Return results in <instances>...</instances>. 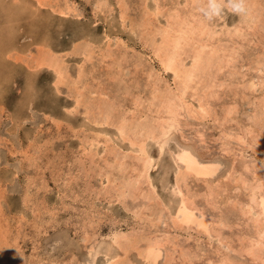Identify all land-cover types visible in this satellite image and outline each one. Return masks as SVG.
Segmentation results:
<instances>
[{
    "label": "rangeland",
    "instance_id": "1",
    "mask_svg": "<svg viewBox=\"0 0 264 264\" xmlns=\"http://www.w3.org/2000/svg\"><path fill=\"white\" fill-rule=\"evenodd\" d=\"M201 1L42 0L39 4L38 0H0V264H108L112 260L146 264L138 251L154 241L160 242L156 264L260 262L243 253L239 241L253 235L252 224L242 213L250 204L251 187L264 181V145L260 144L264 141V0H257V14L247 10L246 15H237L224 9L221 17L210 22L198 11ZM175 13L206 23L211 34L204 37L203 52L215 48L219 59L223 57L222 68H210L208 74L194 79L196 85L191 83L195 90H188L184 100L192 115L182 108L174 129L143 141L153 164L145 175L148 179L139 178L130 192V180L140 174L133 172L140 170L135 158L140 153L131 143L137 141L123 139L116 125L122 120L137 131L143 128L139 120H145L142 124L150 123L158 136L153 121L166 115L155 112L151 93L158 87L161 91L176 87L172 73L163 70L153 55L160 39L153 33L165 28ZM85 43L92 50L90 60L81 54ZM45 51L63 60L67 79L59 88L53 85V71L30 67ZM76 83L82 97L79 104L75 93L68 96ZM194 92L202 98L207 114L198 111ZM101 98L112 105L111 113L115 109L116 116L110 114L112 120L106 123L109 126L90 122L94 114L100 117L96 109ZM87 106L94 111H86ZM255 136L262 141H255ZM181 151L201 164H214L216 170L209 178L186 175L187 180L178 184L183 191L178 188L177 193L176 179L184 174L176 157ZM208 186H214L216 201L205 197ZM124 187V195H119ZM184 192L192 200V214L200 217L201 212L212 232L208 229L205 234L195 224H174ZM115 233L128 236L135 247L122 252L112 242ZM259 252L263 258L264 245Z\"/></svg>",
    "mask_w": 264,
    "mask_h": 264
},
{
    "label": "bare ground",
    "instance_id": "2",
    "mask_svg": "<svg viewBox=\"0 0 264 264\" xmlns=\"http://www.w3.org/2000/svg\"><path fill=\"white\" fill-rule=\"evenodd\" d=\"M42 1V0H40ZM40 1L38 0V3L40 4ZM97 1V0H96ZM194 1V0H193ZM99 2V1H98ZM146 3V2H145ZM202 3V1H201ZM100 4V3H99ZM105 4V3H104ZM258 4V1L257 0H247V8H248V12L249 13H256L255 12V6H257ZM45 5V4H44ZM158 5V4H157ZM67 6V5H66ZM155 6V5H154ZM153 6V7H154ZM188 6V5H187ZM191 6V5H190ZM41 7V6H40ZM158 8V7H157ZM172 8V7H171ZM184 8V7H183ZM161 9V8H160ZM159 9V10H160ZM173 9V8H172ZM174 10V9H173ZM193 10V9H192ZM126 11V10H125ZM180 11V10H179ZM122 12V11H121ZM163 12V11H162ZM60 13V12H59ZM64 13V12H63ZM172 13V12H171ZM248 13V14H249ZM65 14V13H64ZM111 14V13H110ZM123 15V13H122ZM169 15V14H168ZM179 15V14H178ZM177 13L173 14V15H170V20L168 22V24L166 25V27L163 29H159V30H155L157 31L156 33H153L155 34V37L156 36H159L160 39H159V42L158 44H155V47H153V51H154V54L155 55V58L158 59L161 67L163 70L165 71H170L174 77V83H175V91H171L170 89L169 90H164V91H161L159 90L158 88H155V90L153 91V93H151V99L150 101L152 100L153 101V108L156 110L155 112L156 113H163L164 114V117L166 115L165 118H162V115L159 116L157 118V121H153V124L155 125V128H157L158 130V136H157V133L155 132L154 133V129L153 127L154 126H148V125H151L150 123H147V125H144V123L142 124V121L143 120H139L140 122V125L143 126V128L139 129V130H131V129H128L127 127V124L128 122H124L122 120H120L118 122V124L115 122L116 127H117V130H118V134L123 138V139H128L129 140H136L137 142H131L132 144H134L137 148H138V153H140L138 156L139 157H135L138 159L137 163L140 162V170H136V168L134 169V174H136L137 171H139V175H136V179L134 178V180H127L130 184V187L129 189L130 192H132L134 190V182H137L138 179L140 178H144L147 171H149V167L152 166L151 163H152V160L146 155L145 153V148H143L144 146V143L147 141L148 138H158L160 136H163L165 135L170 129H174L175 127V124H177L176 122V118L177 116L179 115V111L183 108L185 109V111H187V113L190 115L191 113L193 114V110L192 108H190L186 103V101L184 100V96L186 94V92L189 90H192L193 89L195 90V88L193 86H191V83L195 84L194 83V79L196 80L197 77H199L198 75H203V74H206L207 71L211 68H222L220 65L221 62H219V60L221 61L223 57H221L219 59V56L217 55V52L215 50V48H213L214 50L211 52H209L208 54H204L205 52H203L204 48L206 47V42H204V37L205 36H209L210 37V34H211V31H209L205 24L201 19H199V17H191V21L187 20L186 17H184L186 20H184V18H180V16H178ZM194 15V14H193ZM65 16V15H64ZM152 16V15H151ZM184 16V15H183ZM185 16H189V15H185ZM197 16V15H196ZM159 18V17H158ZM163 18V17H162ZM224 18V17H223ZM143 19V18H142ZM141 19V20H142ZM245 19V18H244ZM140 20V21H141ZM146 20V19H145ZM154 20V19H153ZM218 20V19H217ZM242 20V19H241ZM258 20V19H257ZM144 21V20H143ZM142 21V23H143ZM124 22V21H123ZM139 22V21H138ZM147 22H148V19H147ZM134 23V22H133ZM150 24V22H148ZM256 23V22H255ZM148 24V25H149ZM152 24H154L152 22ZM234 24V23H233ZM143 25V24H142ZM235 25H236V21H235ZM20 26V25H19ZM140 26V25H139ZM150 26V25H149ZM219 26V25H218ZM248 26V25H247ZM142 27V26H141ZM242 27V26H241ZM249 27V26H248ZM144 28V27H143ZM224 28V27H223ZM156 29V28H155ZM254 29V28H253ZM258 29V28H257ZM137 30V29H136ZM149 30V29H148ZM147 30V31H148ZM228 30V29H227ZM150 31V30H149ZM154 31V32H155ZM231 31V30H230ZM235 31V29L233 30V32ZM237 31H241L240 28H238ZM236 31V32H237ZM257 32V31H256ZM243 33V32H242ZM140 34V33H138ZM143 35V33H141ZM145 34V33H144ZM152 32H150L149 35H151ZM229 34V33H228ZM146 35V34H145ZM144 35V36H145ZM213 35V34H212ZM235 35V34H234ZM244 35V34H243ZM221 36V35H220ZM142 37V36H141ZM140 37V38H141ZM154 36L151 37V42L153 41L154 42ZM248 37V36H247ZM153 38V39H152ZM211 39V38H210ZM213 39V38H212ZM223 39V38H222ZM243 39V38H242ZM106 40V39H105ZM207 40V39H206ZM208 41V40H207ZM216 41V40H215ZM150 44L153 46V42ZM263 42V41H262ZM228 43V42H227ZM43 44V43H42ZM80 44V43H79ZM87 43H85V46H86ZM89 44V43H88ZM146 44V43H144ZM149 44V43H148ZM221 45V43H218V45ZM76 45L78 46V44L76 43ZM74 46V51L76 52L77 51V46ZM81 45V44H80ZM121 45V44H120ZM225 45V44H224ZM228 45V44H227ZM146 46V45H145ZM150 46V45H149ZM210 46V45H209ZM212 46V45H211ZM222 46V45H221ZM213 47V46H212ZM216 47V46H215ZM89 48V47H88ZM86 47H83L82 46V50H81V54H83L84 56H86V58L88 57L89 60L91 58L90 56V52L92 50H89ZM91 48V47H90ZM117 48V47H116ZM121 48V47H120ZM126 48V47H125ZM72 49V48H71ZM122 49V48H121ZM155 49V50H154ZM209 49V48H208ZM219 49V48H217ZM222 49V48H221ZM73 50V49H72ZM71 50V51H72ZM79 50V49H78ZM210 50V49H209ZM224 50V49H223ZM220 51V49H219ZM208 52V51H207ZM222 52V50H221ZM220 52V53H221ZM153 53V52H152ZM190 53V54H189ZM223 53V52H222ZM221 53V54H222ZM73 54V52H72ZM124 54V53H123ZM220 54V55H221ZM224 54V53H223ZM234 54V53H233ZM14 55V53H13ZM66 55V54H65ZM14 56H18V54H15ZM60 56V55H59ZM90 56V57H89ZM94 56V55H93ZM106 55H104L105 57ZM187 56L190 57L191 59V65L189 67L185 66V60L188 58ZM236 56V55H234ZM65 57V56H64ZM63 57V58H64ZM20 58V57H18ZM61 58V57H60ZM84 58V57H83ZM97 58V57H96ZM106 58V57H105ZM35 59V58H34ZM88 60V61H89ZM106 60V59H105ZM33 61V60H32ZM31 61V62H32ZM63 60H60L58 58V56L54 53H52L51 51H45L43 53H41L38 58L36 60H34L33 62V66H30L31 65V62L27 63V66L28 64H30L29 66L30 67H33V68H47V69H50L51 71L54 72L55 74V87L58 86L59 88V84L61 85L62 81L66 80L64 79L63 75H66V74H63V69H62V62ZM81 63V62H80ZM137 65V63H136ZM223 65V64H222ZM230 65V64H229ZM65 66V65H64ZM226 66V64L224 65ZM228 66V65H227ZM108 67V66H107ZM258 67V66H257ZM83 68V66L81 67ZM80 68V70H82ZM225 68V67H224ZM231 69V68H230ZM264 69V68H263ZM121 70V69H120ZM66 71V70H65ZM210 71V70H209ZM220 71V69H219ZM79 72V76L81 75L80 71ZM83 72V71H82ZM209 73V72H208ZM207 73V74H208ZM114 74V73H113ZM238 74V73H237ZM122 77V76H121ZM229 77V76H228ZM231 77V76H230ZM71 78V77H70ZM83 78V77H82ZM121 79V78H120ZM231 79V78H230ZM211 80V79H210ZM252 80V79H251ZM78 81V80H77ZM200 81V80H199ZM71 82L72 79H71ZM159 82V81H158ZM206 82V81H204ZM79 83V82H78ZM197 83V82H196ZM201 83V82H200ZM221 83V82H220ZM250 84H252L251 82H249ZM63 84V83H62ZM77 84V83H76ZM199 84V82L197 83V85ZM205 84V83H204ZM203 84V85H204ZM66 85V84H65ZM70 85V84H69ZM75 85V83H74ZM196 85V84H195ZM207 85V84H206ZM217 85H220V84H217ZM224 85V84H223ZM68 86V85H67ZM71 86H73V84H71ZM69 87L68 89L72 88V87ZM78 84L76 86H73L72 90L68 93H70L68 96H72L73 94H71L72 92L75 93V95H73V97L75 98L74 100L76 101L77 104L80 103V100L82 97H80L81 93L79 92L78 88H77ZM199 86V85H198ZM205 86V85H204ZM208 86V85H207ZM206 86V87H207ZM91 87V86H90ZM209 87V86H208ZM207 87V88H208ZM220 87V86H219ZM225 87V85H224ZM235 87V86H234ZM237 87V86H236ZM86 88V87H85ZM84 88V89H85ZM204 88V87H203ZM218 88V87H217ZM88 89V88H86ZM93 89V88H92ZM164 89H165V86H164ZM214 89V87L212 88V90ZM74 90V91H73ZM206 90V89H205ZM208 90V89H207ZM236 90V89H235ZM56 91V90H55ZM199 91V89L197 90ZM246 91V90H245ZM202 92V90H201ZM200 92V93H201ZM206 92V91H204ZM220 92V91H219ZM91 93V92H90ZM207 93V92H206ZM211 93V92H210ZM194 94H196L194 92ZM194 94L190 95V96H193ZM88 95V94H87ZM90 95V94H89ZM98 95V94H96ZM189 95V94H188ZM198 94H196L194 97L196 98L197 97V104H198V107H199V112L200 113H203V114H207V110L205 109V104L203 103V100H201L202 98L201 97H198L197 96ZM202 95V94H201ZM206 95V94H205ZM208 95V94H207ZM212 95V94H211ZM234 95V94H233ZM86 96V95H85ZM91 96V95H90ZM187 96V95H186ZM203 96V95H202ZM67 97V96H66ZM98 97V96H97ZM205 97V96H203ZM257 97V96H256ZM89 98V97H88ZM102 99V98H101ZM107 99V98H106ZM140 99V98H139ZM100 100V99H99ZM188 100V99H187ZM195 100V99H194ZM137 101V100H136ZM141 101V100H140ZM109 102V101H107ZM142 102V101H141ZM94 103V102H93ZM196 103V102H195ZM87 104V103H86ZM89 104V103H88ZM135 104V103H134ZM262 104V103H261ZM90 105V104H89ZM138 105V104H137ZM141 105V104H140ZM151 105H149L151 107ZM82 106V105H81ZM111 104H107L105 103V101L100 100L98 101L97 103V111L99 112V118H97L96 116L93 115V118L90 122H92V124L94 123V125L96 124V126L98 125L100 127V125L104 124V126H107L110 122V120H112L110 114H112L113 109L112 110V113H111ZM89 108H86L87 110L86 111H92L93 110V105L92 107L90 106H87ZM138 107V106H137ZM136 107V108H137ZM234 107V106H233ZM144 108V107H143ZM76 109V108H75ZM135 110V109H134ZM149 109H147L146 112H148ZM153 110V109H152ZM227 110V109H226ZM94 111V110H93ZM144 111V110H143ZM126 114H127V111H125ZM124 112V113H125ZM136 112H137V109H136ZM145 112V113H146ZM151 112V111H150ZM154 112V113H155ZM231 112V111H229ZM227 112V113H229ZM71 113V112H70ZM69 113V114H70ZM94 113V112H93ZM92 113V114H93ZM129 113H132V112H129ZM235 113V112H234ZM87 114V113H86ZM114 114V113H113ZM112 114V115H113ZM141 114V113H140ZM148 114V113H147ZM152 114V113H151ZM150 114V116H151ZM191 114V115H192ZM253 114H256V113H253ZM115 115V114H114ZM113 115V116H114ZM129 115V114H128ZM126 115V116H128ZM134 115V114H133ZM154 115V114H153ZM158 115V114H157ZM223 115V114H222ZM92 116V115H90ZM116 116V115H115ZM123 116V114H122ZM146 116V115H145ZM200 116V115H199ZM231 116V115H229ZM253 116V115H252ZM111 117V118H110ZM140 117V115L138 116ZM144 117V116H143ZM225 117V116H224ZM116 118V117H115ZM134 118V117H133ZM145 118V117H144ZM143 118V119H144ZM147 118V117H146ZM154 118V117H153ZM152 118V119H153ZM195 118L197 119V117L195 116ZM199 118V117H198ZM114 119V118H113ZM118 119V118H117ZM115 119V120H117ZM131 121L132 119L129 118ZM259 119V118H258ZM119 120V119H118ZM145 121V120H144ZM143 121V122H144ZM133 123L135 121H132ZM131 122V124H132ZM137 124L139 125L138 121H136ZM136 122L134 123V125H136ZM150 122V121H149ZM216 122V121H215ZM108 123V124H106ZM152 123V122H151ZM256 123V122H255ZM259 123V121H258ZM85 124V123H84ZM83 124V125H84ZM112 124V123H111ZM110 124V126H111ZM251 124V123H249ZM261 124V123H260ZM139 125V126H140ZM262 125V124H261ZM109 126V125H108ZM131 126V125H130ZM113 127V126H112ZM261 127V126H260ZM259 127V128H260ZM138 127L136 126V129ZM178 128V127H177ZM253 129V128H252ZM258 129V128H257ZM263 129V128H262ZM131 130V131H130ZM87 131V130H86ZM258 131V130H257ZM245 132V131H244ZM249 133H251L250 131H247ZM254 132V131H252ZM259 132V131H258ZM141 133V134H140ZM227 133V132H226ZM243 133V132H242ZM241 133V134H242ZM87 134V133H86ZM85 134V135H86ZM156 134V135H155ZM258 134V133H257ZM117 135V134H116ZM141 135V136H140ZM261 135V134H260ZM139 136V138L137 137ZM264 136V135H263ZM111 137V136H110ZM118 137V136H117ZM229 137V136H228ZM236 137V136H235ZM233 138V137H232ZM240 138V137H239ZM248 138V137H247ZM256 138L260 141H262L260 139V137L258 138L257 136H255V141H256ZM214 139V138H213ZM230 139V137H229ZM263 139V138H262ZM91 140V139H90ZM146 140V141H145ZM239 140V139H238ZM242 140V139H241ZM253 140V138L251 139V141ZM264 140V139H263ZM80 141V140H79ZM89 141V140H88ZM127 141V140H126ZM144 141V143H143ZM86 142V141H85ZM91 142V141H89ZM105 143V142H104ZM98 144V143H97ZM100 144V143H99ZM229 144V143H228ZM246 144V143H245ZM249 144V143H248ZM251 144V143H250ZM259 144V143H258ZM261 146L264 145V141L262 143H260ZM244 144H242L243 146ZM249 146V145H248ZM260 146V147H261ZM85 147V146H84ZM92 147V145H91ZM130 147V146H129ZM132 147V146H131ZM218 147H220L218 145ZM108 148V147H106ZM127 148V147H126ZM230 148V147H229ZM234 148V147H233ZM239 148V147H238ZM246 148H248L246 146ZM253 148V147H251ZM262 148V147H261ZM90 149V148H89ZM135 149V148H134ZM148 149V148H146ZM239 150V149H238ZM262 150H264V147L262 148ZM36 152V151H35ZM223 152V151H222ZM242 152V151H241ZM261 152V151H260ZM84 153V152H83ZM235 153V152H234ZM264 154V151L262 152ZM112 154V153H110ZM38 155V154H37ZM32 156V155H31ZM136 156V155H135ZM118 157V156H117ZM177 159L178 161L182 162L183 163V166L184 168V174L182 173V175L180 176H176L177 177V188H176V192L179 190H182L183 191V188L181 189L179 186L182 185H178L179 182L181 180H184L186 175H189V174H193V176H196V177H206L208 176V178L210 177V175H212L215 170H216V166L214 164H201L199 161H197L191 154H189L187 151H181L180 154H178L177 156ZM123 158V157H122ZM121 156H120V160L122 159ZM31 159V158H30ZM177 159H174V160H177ZM112 160V159H111ZM124 160V159H123ZM119 161V160H117ZM257 161V160H256ZM122 163V162H121ZM121 163L120 166H121ZM179 163V162H177ZM153 164V163H152ZM264 164V162H263ZM116 166V165H115ZM123 166V165H122ZM126 166V165H124ZM129 166V165H128ZM131 166V165H130ZM244 166V165H243ZM251 166V165H250ZM117 167V166H116ZM122 169V167H120ZM248 168V167H247ZM110 169V168H109ZM116 169V168H115ZM177 169V168H176ZM180 169V168H179ZM250 169V168H249ZM253 169V168H251ZM106 170V169H105ZM124 170V169H123ZM242 170V169H241ZM243 170H246L243 168ZM242 170V171H243ZM122 171V170H121ZM125 171V170H124ZM128 171V170H127ZM180 171V170H179ZM175 172V171H174ZM128 173V172H127ZM131 173V171H130ZM179 173V172H178ZM236 173V172H235ZM238 173V172H237ZM124 174V173H123ZM180 174V173H179ZM243 175V174H242ZM134 176V175H133ZM192 176V175H191ZM254 176V175H253ZM124 177V176H123ZM130 177V176H129ZM147 177V175H146ZM145 177V178H146ZM194 177V178H196ZM237 177V176H236ZM207 178V177H206ZM239 178V177H238ZM109 179V177L107 178ZM148 179V178H146ZM198 179V178H197ZM229 179V178H228ZM230 179L232 180V177H230ZM234 179V178H233ZM257 179V178H256ZM112 178L109 180L111 181ZM114 180V179H113ZM187 180V179H185ZM203 180H206V179H203ZM238 180V179H237ZM124 181V180H123ZM126 181V183H127ZM259 181V180H258ZM262 181V180H260ZM120 182V181H119ZM125 182V181H124ZM207 182V181H206ZM211 182V181H210ZM232 182V181H231ZM236 184H238L239 182H236V180L234 181ZM185 183V182H184ZM209 183V182H208ZM228 183V182H227ZM242 182H240L241 184ZM251 183V182H250ZM128 184V183H127ZM202 184V183H201ZM218 183L214 184L215 188L217 189V185ZM245 184V182H244ZM247 184V183H246ZM251 184H254V183H251ZM211 185V184H209ZM249 185V183L247 184ZM126 186V185H125ZM129 186V185H128ZM214 186H208V191L207 193L205 192V197H208V198H212L214 195H215V191L213 190V188L211 187H214ZM239 186V185H238ZM167 187V186H166ZM184 187V186H183ZM221 187V185L219 186ZM218 187V188H219ZM242 187V186H240ZM118 188V187H117ZM180 188V189H178ZM224 188V187H223ZM125 187L124 189H120L122 190L121 191V194L119 195H124V192H125ZM148 189V188H147ZM178 189V190H177ZM219 189H222V188H219ZM239 189V188H238ZM119 190V191H120ZM186 190V188H185ZM250 190V189H249ZM251 194L249 195V200L248 202L250 204H245V206H247L245 209L243 206V213L244 216H248V220L247 221H250L251 224H252V228L254 229V232H253V235L249 238H245V241L246 243L244 244V240L242 242V240H240L239 238V242H241L240 244L242 245L243 243V247H241V251L243 253H247L249 254L248 256L249 257H253V258H256L257 261L259 260L260 262L257 264H264V257H260L258 252L261 250V247H263L264 245V181L263 183H258L256 186H253L251 187ZM258 191L257 193H254V191ZM180 191V192H182ZM227 191V190H226ZM224 191V192H226ZM111 192V191H110ZM186 192L188 193V189L186 190ZM186 192L181 193L182 194V197L181 198V202H180V205L177 209V211H175V218L173 220L174 221V224H185V225H189V224H195L197 228L200 227V229L205 232V234H207V231L211 230L210 232H212V229H209L208 226H207V220L206 218L203 216V214H201V212H198L200 214V217H195L194 214H192L193 212V209L194 207L192 208L191 207V201H188L189 199V196L187 197L186 196ZM190 192V191H189ZM219 192V190H218ZM178 193V192H177ZM190 194V193H189ZM201 194V192H200ZM102 195V194H101ZM180 195V193H179ZM203 195V194H202ZM220 195V194H218ZM2 196V195H1ZM191 196V195H190ZM200 196V195H199ZM121 197V196H120ZM175 197V196H174ZM216 197V195H215ZM213 197V200L216 201ZM123 198V197H122ZM148 200V199H147ZM208 200V199H207ZM212 200V199H211ZM212 200V201H213ZM213 203V202H212ZM237 203V202H236ZM235 203V204H236ZM92 204V203H91ZM160 204V203H159ZM178 205V204H177ZM205 205V204H204ZM215 205V204H214ZM207 206V205H206ZM253 207H256L255 208V211L254 213L256 214L255 216H253V213L251 214V212H253L252 209H254ZM79 208V207H78ZM222 209V208H221ZM242 209V208H241ZM140 210V209H139ZM173 210V209H172ZM195 211V210H194ZM232 213V212H231ZM164 218V217H163ZM243 218V217H242ZM245 219V218H244ZM158 220H156L157 222ZM243 221V220H242ZM159 222V221H158ZM248 222V223H250ZM209 223V222H208ZM221 223V221H220ZM243 223V222H242ZM223 224V222H222ZM224 225V224H223ZM250 225V224H249ZM1 226V225H0ZM94 227V226H93ZM234 227V226H233ZM240 227V226H239ZM191 228V227H190ZM241 228V227H240ZM209 229V230H208ZM214 229V228H213ZM239 229V228H238ZM193 230V229H192ZM1 231V230H0ZM170 232V231H168ZM216 232V231H214ZM183 233V232H182ZM245 233V232H244ZM252 234V233H251ZM217 236H219L217 233H216ZM86 236V235H85ZM83 236V237H85ZM112 242L115 244V246H118V248H120L122 250V252H126V251H129L131 246L132 248L135 247V244H131V241H130V238L128 236H125L123 234H114L112 235ZM210 236V235H209ZM213 237V235H211ZM220 237V236H219ZM218 237V238H219ZM87 238V237H86ZM244 238V237H243ZM241 238V239H243ZM215 239V238H213ZM221 239V238H219ZM222 242H223V239H221ZM221 240H219L221 242ZM84 241H86V239H84ZM197 241V240H196ZM169 242V241H168ZM175 242V241H174ZM218 242V243H220ZM88 243V242H87ZM237 243V242H236ZM2 244V243H1ZM160 242L159 241H154V242H149V243H146V247H144V249H140L138 251V254L141 256V258H143L146 262V264H156V259L158 258L159 256V252H158V248H159V245ZM222 243H220L221 245ZM239 244V245H240ZM230 245V244H229ZM240 245V246H241ZM239 247V246H238ZM116 248V247H115ZM88 249V248H87ZM120 250V251H121ZM134 250V249H133ZM260 253V252H259ZM126 254V253H125ZM3 255V254H2ZM224 256V255H223ZM225 257V256H224ZM121 259V258H120ZM123 259V258H122ZM226 259V258H225ZM230 259V258H229ZM229 259L227 261H229ZM255 259V260H256ZM109 261V260H108ZM252 261V259H251ZM211 262V261H210ZM222 262V261H220ZM224 262V261H223ZM229 262H232L231 260ZM256 263V261L253 260V263ZM235 263V262H234ZM254 263V264H255ZM108 264H118V261L117 260H112L110 261ZM122 264V263H121ZM127 264V263H126ZM215 264V263H214ZM222 264V263H221ZM223 264H226L225 262Z\"/></svg>",
    "mask_w": 264,
    "mask_h": 264
},
{
    "label": "clouds",
    "instance_id": "3",
    "mask_svg": "<svg viewBox=\"0 0 264 264\" xmlns=\"http://www.w3.org/2000/svg\"><path fill=\"white\" fill-rule=\"evenodd\" d=\"M224 9L237 14H247V0H203L198 8L206 21H212L214 18L222 16Z\"/></svg>",
    "mask_w": 264,
    "mask_h": 264
}]
</instances>
